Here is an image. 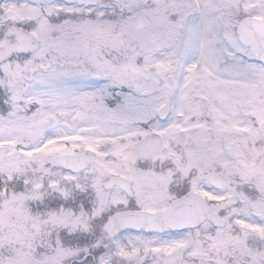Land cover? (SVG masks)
Here are the masks:
<instances>
[{"label": "snow or ice", "instance_id": "6c2138e0", "mask_svg": "<svg viewBox=\"0 0 264 264\" xmlns=\"http://www.w3.org/2000/svg\"><path fill=\"white\" fill-rule=\"evenodd\" d=\"M0 264H264V0H0Z\"/></svg>", "mask_w": 264, "mask_h": 264}]
</instances>
